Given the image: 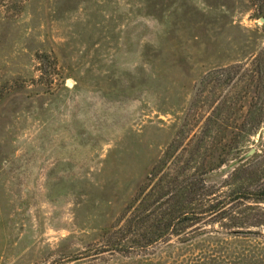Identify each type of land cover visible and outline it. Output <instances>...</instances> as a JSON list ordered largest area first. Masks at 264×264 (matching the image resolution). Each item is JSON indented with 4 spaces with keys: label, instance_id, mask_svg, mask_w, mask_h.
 I'll use <instances>...</instances> for the list:
<instances>
[{
    "label": "rangeland",
    "instance_id": "374dc122",
    "mask_svg": "<svg viewBox=\"0 0 264 264\" xmlns=\"http://www.w3.org/2000/svg\"><path fill=\"white\" fill-rule=\"evenodd\" d=\"M259 54L249 0H0V264H264V230L205 222L109 251L167 146L220 101L245 113L253 90L202 77ZM258 92L260 130L206 175L221 193L264 181L262 80Z\"/></svg>",
    "mask_w": 264,
    "mask_h": 264
},
{
    "label": "trees",
    "instance_id": "16d2710c",
    "mask_svg": "<svg viewBox=\"0 0 264 264\" xmlns=\"http://www.w3.org/2000/svg\"><path fill=\"white\" fill-rule=\"evenodd\" d=\"M249 2L255 15L264 19V0ZM263 78L264 55L261 54L248 63L214 70L202 77L201 83L205 85L217 83L232 89L240 84L244 93L247 89L253 90V95L244 99L245 113L232 110L233 98L220 101L198 133L189 139L187 135L177 137L167 146L134 202L120 218L123 224L112 227L109 251L145 252L204 222L220 224L232 236L260 235L253 229L264 230V212L259 213L254 207L264 204V181L237 185L221 193L207 181L206 175L225 165L228 168L229 158L238 156L241 144L260 130L258 86L261 80L264 84ZM241 159L236 158L232 164ZM234 175L237 173L231 174L230 180L235 179ZM261 237L264 236L261 234Z\"/></svg>",
    "mask_w": 264,
    "mask_h": 264
},
{
    "label": "water",
    "instance_id": "95a60500",
    "mask_svg": "<svg viewBox=\"0 0 264 264\" xmlns=\"http://www.w3.org/2000/svg\"><path fill=\"white\" fill-rule=\"evenodd\" d=\"M261 20V22H264V19H260Z\"/></svg>",
    "mask_w": 264,
    "mask_h": 264
}]
</instances>
